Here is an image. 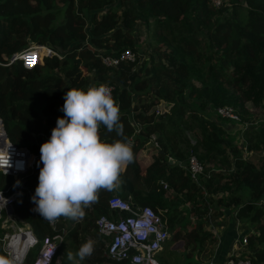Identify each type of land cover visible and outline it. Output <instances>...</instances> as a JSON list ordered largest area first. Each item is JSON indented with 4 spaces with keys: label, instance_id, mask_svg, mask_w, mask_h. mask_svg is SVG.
Here are the masks:
<instances>
[{
    "label": "trees",
    "instance_id": "trees-1",
    "mask_svg": "<svg viewBox=\"0 0 264 264\" xmlns=\"http://www.w3.org/2000/svg\"><path fill=\"white\" fill-rule=\"evenodd\" d=\"M38 1L40 10L29 12L31 0H0V62H8L13 53L37 41L49 42L54 51L31 67L21 60L0 64L4 129L13 144L36 155L22 180L0 170V189H15L23 181L35 193L43 167L40 147L64 115V94L71 87L86 89L91 76L95 83L114 85L124 136L133 137L134 161L121 172L120 186L112 192L101 190L82 220L61 217L64 238L77 250L87 239L94 241V252L84 262L133 264L127 258L107 256L106 236L96 227L100 215L131 214L109 207L108 199L119 195L136 205L149 204L161 215L171 235L158 252L168 248L166 244L180 242L187 264H219L213 259L218 234L209 224L234 208L238 219L253 226L246 233L245 249L250 252L243 253L244 258L264 264V153L258 165L246 160L218 121L231 119L207 115V110L213 113L219 106L231 105L243 124L262 118L264 0H222L217 7L211 0H118V6L116 0ZM140 24L153 31L154 44L150 58L136 66L134 32ZM128 48L136 53L134 61L103 62V56ZM161 99L173 105L157 112L153 107ZM100 133L106 142L122 139L103 126ZM152 133L159 147L146 145ZM243 137L248 152L264 151V123L244 129ZM141 148L145 153L137 155ZM190 153L203 163L201 182L191 179L180 164ZM34 207L24 193L14 199L12 212L40 242L54 231ZM5 230L0 227V234ZM34 257L31 249L22 264H32ZM0 258L11 264L1 241Z\"/></svg>",
    "mask_w": 264,
    "mask_h": 264
},
{
    "label": "clouds",
    "instance_id": "clouds-1",
    "mask_svg": "<svg viewBox=\"0 0 264 264\" xmlns=\"http://www.w3.org/2000/svg\"><path fill=\"white\" fill-rule=\"evenodd\" d=\"M61 111L64 115L57 119L50 139L40 147L43 167L31 198L33 211L49 223L61 217L82 220L101 190L112 192L120 186L121 172L134 161L111 89L102 84L68 88ZM101 126L122 139L102 140ZM93 252L94 241L89 238L75 254L66 250L64 255L71 264H81ZM0 264L8 261L0 258Z\"/></svg>",
    "mask_w": 264,
    "mask_h": 264
},
{
    "label": "built area",
    "instance_id": "built-area-1",
    "mask_svg": "<svg viewBox=\"0 0 264 264\" xmlns=\"http://www.w3.org/2000/svg\"><path fill=\"white\" fill-rule=\"evenodd\" d=\"M213 6H220L222 0H211ZM119 4V3H118ZM115 6L116 3H115ZM88 27V26H87ZM46 51L54 53V51L42 45ZM42 48V49H43ZM40 46L30 44L22 50L13 53L8 62H0V64L7 65L12 62L21 60L25 67H31L35 63L41 61L44 55ZM29 58H34V63H29ZM136 53L128 48L122 51L119 55L103 56V62L106 65H117L122 60L134 61ZM91 80V79H90ZM91 84L104 85L111 89L114 97V85L109 82L95 83L91 80ZM157 112H160L156 109ZM213 114L222 118L239 121L240 117L231 105H223L214 109ZM264 122V118H260L255 122L242 123L243 129L256 128L258 124ZM254 124V126H253ZM140 124H136L135 133L139 131ZM129 140L133 141V137ZM148 143L156 147L159 145L156 142L155 134L152 133L148 138ZM28 149L18 147L13 144L3 126L0 118V170L15 177H20L27 174L33 167L36 155L31 153ZM186 167L189 171L191 179L196 182H201V177L204 174L203 163L198 159L194 153H190L186 159ZM166 185V184H165ZM26 193L30 198L34 193L20 181V184L15 189L10 190L9 187L0 189V227L6 230L0 234V241L3 250L5 251L8 260L11 264H22L28 252L37 245L35 257L32 264H57V257L59 248L64 240L65 231L63 228L62 219L55 223H49L53 229V234L45 235L39 242L38 237L27 223L23 226H15L17 221L16 216L12 212V204L16 197ZM32 200V199H31ZM118 200V204H112L110 201ZM264 200L262 199L261 202ZM110 208H117L125 210L131 214L125 217L117 215L116 217H109L107 215H100L96 219V227L99 233L105 235L103 238L105 249L104 253L107 256L116 259L127 258L133 264H161L156 258L157 252L163 248L170 233L161 215L149 204L136 205L129 199L123 198L119 195L112 196L108 199ZM11 209L9 211L8 209ZM5 216H3V214ZM9 220H12L9 222ZM213 230L218 232L212 222L209 224ZM236 243L242 247H246V234L237 232ZM219 264H251L250 258H235L233 255L228 256L227 259Z\"/></svg>",
    "mask_w": 264,
    "mask_h": 264
},
{
    "label": "rangeland",
    "instance_id": "rangeland-1",
    "mask_svg": "<svg viewBox=\"0 0 264 264\" xmlns=\"http://www.w3.org/2000/svg\"><path fill=\"white\" fill-rule=\"evenodd\" d=\"M31 2L32 3L27 7V10L29 12L39 11L40 10L39 1L38 0H31ZM115 3H116L117 6L119 5L118 4V0H116ZM152 33H153L152 30H150V31L147 30L145 28V26L142 25V24L138 25L137 31L134 32V35H136V40L138 42V47H137V51L138 52L137 53H138V59L139 60H138L136 66L139 65V62H140L141 59L144 58V59L148 60L150 58L151 45L154 44V42L152 41L153 40ZM33 44H35V43H33ZM46 52H47V54H52L49 50L46 51V49L43 48L42 49V53H46ZM54 72L59 73L58 70H54ZM87 75H89V73ZM90 77L91 76L88 77V85L91 84V80H90L91 78ZM193 103H194L195 106H197V102H193ZM247 106H250V103H248ZM212 114L213 113H212L211 110H207V115H212ZM260 117L264 118V113L262 115H260ZM222 120H224V119H222ZM231 121H232V124L235 125V126H234V128L230 127L231 128L230 129L231 132L227 133L228 138L231 139L233 142H235L240 147V149H241L240 153H241L242 156H245L246 160L252 161L256 165L260 164L261 161H262V154L264 153V151L255 150L253 152H248L245 149V147H244V138L242 139L243 130H244L242 128V126H240V125H242L241 124L242 121L241 120L240 121L231 120ZM261 123H264V122H261ZM261 123H259L258 126ZM138 124H140V123H138ZM253 126H254V124H253ZM251 128H248V129H251ZM138 129H140V128L138 127ZM146 145L149 146L150 144L148 143ZM144 153H145V149L143 150V148H141V149H139L137 151V155L138 154L139 155H143ZM226 212H227V216L224 219H217L216 221H214L213 225L217 229V231H218L217 234L218 235L221 234L224 231L225 227H228V228L230 226L234 227V225L236 227V232L241 233V234H246L252 229L253 226H252L251 222H242L241 219H238L235 216L234 208H228V209H226ZM189 217L190 216H188V218ZM11 221L12 220H9V222H11ZM14 225L15 226H23L22 223L16 222V221H15ZM234 229L235 228L232 229L233 236L235 235V230ZM169 233H170V230H169ZM170 235H171V233H170ZM169 239H170V237L168 238V240ZM70 242H71L70 240L64 239V241L62 242V245H61V249H60V251L58 253V255L60 254L62 256L61 260L63 261L62 262L63 264H65L64 259H67L66 255H64L66 253V250L67 251L74 250V251H72L74 254L77 251L75 245L73 243H70ZM225 242H226L225 243V247L223 249L219 250V251H218V249H219L220 246H219V244L217 245L216 251H215V254H214V257H213V259H215V261L218 260V261L224 262L227 259L228 255L229 256L233 255L235 258H237V257L238 258H244L243 253L246 254V253L250 252L249 249L248 250L247 249L239 250L238 246H237L238 248L236 247V248L233 249L232 248V240L228 239ZM69 245L71 246V249H69ZM166 245H167L166 247H168V248H166L162 253L158 252L156 254V258L159 260L160 263H163L162 261H165L167 264H187L186 263V259L187 258L184 256L183 251L180 248V246H181L180 242H173V243H169V244H166ZM33 249L36 251L37 250V245ZM171 249H173V251ZM232 251H234V252H232ZM231 252L235 253V254H232ZM69 264H71V262ZM81 264H87V263L82 261Z\"/></svg>",
    "mask_w": 264,
    "mask_h": 264
},
{
    "label": "crops",
    "instance_id": "crops-1",
    "mask_svg": "<svg viewBox=\"0 0 264 264\" xmlns=\"http://www.w3.org/2000/svg\"><path fill=\"white\" fill-rule=\"evenodd\" d=\"M92 80V79H91ZM219 122H222L223 124H224V127L227 129V131L228 132H231V128L230 127H232V128H234V126L235 125H233L232 124V121H230V120H218ZM242 124V123H241ZM240 125V124H239ZM240 126H242V125H240ZM243 128V127H242ZM244 137L242 136V139H243ZM226 214H227V212H226ZM17 222V221H16ZM20 222V221H19ZM21 223V222H20ZM233 228H235L234 230H235V235L233 236V231H232V229ZM237 232H236V227H235V225H234V227H225L224 228V231L221 233V234H219L218 235V244H219V249H218V251L219 250H221V249H223L224 247H225V241H227L228 239L229 240H232V248L234 249V248H236L237 246L239 247V250H242V249H245V248H242V247H240L237 243H236V240H237ZM65 239V238H64ZM64 241V240H63ZM217 244V245H218ZM237 247V248H238ZM69 249H71V246L69 245ZM71 251H74V250H71ZM232 252H234V251H232ZM231 252V253H232ZM243 252V251H242ZM230 253V254H231ZM232 254H235V253H232ZM229 256V255H228ZM61 255L59 254L58 255V257H57V260H59L60 261V263H61ZM238 258V257H237ZM245 258H247V257H245ZM215 260V259H214ZM217 262H219V263H222L221 261H218V260H216ZM71 261H69V263H70ZM68 263V264H69ZM88 264V263H87Z\"/></svg>",
    "mask_w": 264,
    "mask_h": 264
},
{
    "label": "water",
    "instance_id": "water-1",
    "mask_svg": "<svg viewBox=\"0 0 264 264\" xmlns=\"http://www.w3.org/2000/svg\"><path fill=\"white\" fill-rule=\"evenodd\" d=\"M35 44L38 46H42V44L39 41L35 42ZM45 45L47 47L51 48V44L49 42H46ZM172 105H173V102L161 99L160 102L158 104H156L153 108L158 109L160 112H164V111L168 110V108H170ZM28 153H29V151H28ZM169 162H172V159H169ZM180 164L183 167H185L186 166V160L182 161ZM8 210L11 211L10 208Z\"/></svg>",
    "mask_w": 264,
    "mask_h": 264
},
{
    "label": "snow or ice",
    "instance_id": "snow-or-ice-1",
    "mask_svg": "<svg viewBox=\"0 0 264 264\" xmlns=\"http://www.w3.org/2000/svg\"><path fill=\"white\" fill-rule=\"evenodd\" d=\"M29 63H34V58H29Z\"/></svg>",
    "mask_w": 264,
    "mask_h": 264
},
{
    "label": "bare ground",
    "instance_id": "bare-ground-1",
    "mask_svg": "<svg viewBox=\"0 0 264 264\" xmlns=\"http://www.w3.org/2000/svg\"><path fill=\"white\" fill-rule=\"evenodd\" d=\"M43 47H40V50L42 49Z\"/></svg>",
    "mask_w": 264,
    "mask_h": 264
}]
</instances>
